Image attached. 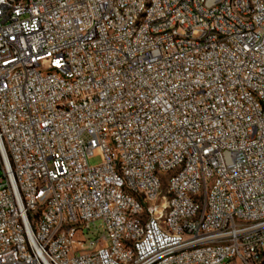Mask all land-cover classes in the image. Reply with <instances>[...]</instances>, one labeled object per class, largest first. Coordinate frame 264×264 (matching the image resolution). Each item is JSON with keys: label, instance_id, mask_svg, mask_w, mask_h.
Wrapping results in <instances>:
<instances>
[{"label": "built area", "instance_id": "obj_1", "mask_svg": "<svg viewBox=\"0 0 264 264\" xmlns=\"http://www.w3.org/2000/svg\"><path fill=\"white\" fill-rule=\"evenodd\" d=\"M0 169V264H264V0H0Z\"/></svg>", "mask_w": 264, "mask_h": 264}, {"label": "rangeland", "instance_id": "obj_2", "mask_svg": "<svg viewBox=\"0 0 264 264\" xmlns=\"http://www.w3.org/2000/svg\"><path fill=\"white\" fill-rule=\"evenodd\" d=\"M102 162V158H101V155L96 153L95 155L91 156L88 158V163L90 166H97L99 165L100 163ZM2 174V171L0 169V175ZM97 227V230H100L102 231V225L100 222H97L96 225Z\"/></svg>", "mask_w": 264, "mask_h": 264}]
</instances>
